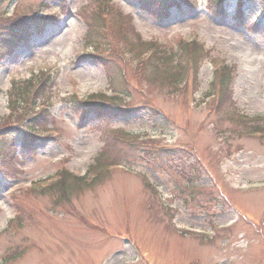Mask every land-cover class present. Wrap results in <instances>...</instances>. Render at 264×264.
<instances>
[{"label": "rangeland", "instance_id": "374dc122", "mask_svg": "<svg viewBox=\"0 0 264 264\" xmlns=\"http://www.w3.org/2000/svg\"><path fill=\"white\" fill-rule=\"evenodd\" d=\"M187 1L0 0V264H264V0ZM23 20L46 28L11 51Z\"/></svg>", "mask_w": 264, "mask_h": 264}, {"label": "trees", "instance_id": "16d2710c", "mask_svg": "<svg viewBox=\"0 0 264 264\" xmlns=\"http://www.w3.org/2000/svg\"><path fill=\"white\" fill-rule=\"evenodd\" d=\"M139 2H141V7L146 12H148V13L150 12L152 14V16H154L158 20L167 19V18L171 17V8H172V6H174V5L175 6H181L182 2L183 3H188V1L186 2L185 0H139ZM225 2H226V0H210L208 8H210L213 5L212 7H216L218 9H220ZM239 2L242 3V0H239ZM218 11L222 12L223 10H218ZM241 15H242V13H241ZM43 19H45V18H43ZM44 21H47V20H43V22ZM41 23L42 22H39V21H35L34 23H30V22H27L26 20H23L21 22V24L17 23L15 25L11 26V28H9L10 30L9 31L7 30V33L11 32V30H12V31H15L17 36H20V37H25L27 35L31 36V34L33 32L32 29L36 28V29L39 30V32H42V29L45 28L44 27L45 24L41 25ZM130 30H131V27L129 25V26L126 27L127 34L129 33ZM196 44H197L196 42L187 43L186 46L184 45V47H183V54H185L188 57V59H190V60L196 59L201 54L199 49H197L196 47L191 48V47H193ZM164 58H165V56L162 54V52L159 54V56L156 57L157 62H160ZM102 61H105V60H102ZM102 64L108 65V62L107 63H102ZM175 64H178V62H176ZM218 70H219L218 76H219V78L221 80V84H222V86L224 88H226L228 86L227 81L229 80V77H230L228 67L227 68L223 67V68H220ZM176 75H178V72H177ZM175 79L177 80V76L175 77ZM220 91H221V89H220ZM35 92H37L38 94L45 93L44 90H42V87H38L35 90ZM90 96L93 99V97H95L97 95L93 94V95H90ZM92 99L88 100V99H80V98L77 99V98H74L76 108H78V109H84L85 108V111L88 110V109H91V110L93 109L95 112H100L101 110L105 109L104 105H106V103H102V102L99 103V102H96V101H94ZM18 101L21 104V106H23V108H26L27 106H30V103H31L30 108L32 110L36 109V100L31 98L29 96L28 92L24 91V92H20V94L19 93L15 94L14 98L12 99V103H14V105L12 106V110H14L13 107L15 106V103L17 104ZM95 102L97 103V105L95 104ZM108 110H110V109L108 108ZM110 111H108V112H110ZM125 111H128V110L127 109L122 110V112H125ZM119 112L120 111H117V113H119ZM37 114L38 113L36 112V115H33L32 118H36ZM14 126L15 125H11L10 122L7 121L5 123V126H3L4 128L2 127L1 130L6 132L9 129L14 128ZM254 130H257V131H260V132L262 130L264 131V126L255 127ZM27 138L29 139L28 135H25L24 138L20 139L22 141L23 150H26V148L28 147L27 145L30 144V140H28ZM145 143L146 142H144V144ZM14 145H15V143H14ZM166 150H169V149H166ZM170 151H174V150H170ZM101 155H102L101 158L103 157V155L106 156V154H103V153ZM182 155L183 156H180L179 154H177L176 156H173L172 158H176L177 160H174L176 162L178 161V162H181V163H184V164H188L187 167H189L190 163L192 161L190 159V156L189 155L187 156L185 153H182ZM102 159L99 160V162H98L99 164L96 165V166L102 168L103 164H100V162L102 163ZM191 166L193 167V165H191ZM175 169H176V167H175ZM179 171L181 172V174H184V177H185V179L188 182H191V183L195 182L194 180H195L196 177L195 178L192 177V175L194 174V171H190V175H191L190 176L189 174H187L189 172V169L185 170L183 167L180 168L179 165H178V169H177L176 172H179ZM97 174L99 175V177H96L93 180L100 179V177L102 176L103 173L102 174L97 173ZM65 176L68 177V179H71V175L69 174L68 171H65L63 173L62 180L65 178ZM64 180L65 181H64L63 185H61V181L53 183L52 185L55 184L56 187L60 186V188L62 187V188H66L67 189L69 186H71V188L73 187V185L82 186V184H86V181L88 182V179H87L86 176H82V177H79V178H73V179H71L72 181L70 183H69V180L68 181L66 179H64ZM72 182H74V183L72 184Z\"/></svg>", "mask_w": 264, "mask_h": 264}]
</instances>
